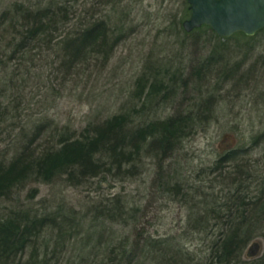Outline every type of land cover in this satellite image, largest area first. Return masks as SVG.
I'll return each mask as SVG.
<instances>
[{"label":"rangeland","instance_id":"1","mask_svg":"<svg viewBox=\"0 0 264 264\" xmlns=\"http://www.w3.org/2000/svg\"><path fill=\"white\" fill-rule=\"evenodd\" d=\"M50 1L0 0V162L27 146L39 155L56 147L63 135H79L89 124L117 114L129 115L134 125L185 111L193 112L195 120L172 152L159 151L149 139L136 162L106 180L99 176L78 186L65 177L31 181L14 194L12 203L0 201V217L12 205H26L39 215L58 206L64 211L75 207L82 217L77 241L88 239L76 245H119L123 238L151 235L162 238L168 251L185 247L197 264H210L212 242L223 224L211 211L240 190L235 184L240 176L231 171L241 166L245 172L243 167L250 166L244 183L249 189L238 192L249 198L257 196V181L264 179V30L229 38L210 30L186 32L183 22L191 13L187 0H66L83 19L81 25L92 17L107 18L121 32L108 56L93 55L92 61L87 56L68 71L63 45L58 44L62 30L47 32L27 50H18L22 37L15 26L22 10L45 8ZM56 44L57 50L50 49ZM144 75H157L161 81L153 94L155 78L147 84L139 80ZM141 90L147 94L140 97ZM234 150L239 153L233 161L221 162ZM117 203L124 213L118 211L124 218L120 223L98 212L106 206L114 210ZM207 204L211 218L201 226L198 218ZM255 232L264 233V228ZM253 242L261 244V251L249 257ZM38 244L52 245L48 251L58 253L52 264H97L94 255L89 260L76 248L60 246L75 245L73 235L58 238L48 228ZM263 256L264 237L257 236L235 264H256ZM158 261L151 254L148 264Z\"/></svg>","mask_w":264,"mask_h":264},{"label":"trees","instance_id":"2","mask_svg":"<svg viewBox=\"0 0 264 264\" xmlns=\"http://www.w3.org/2000/svg\"><path fill=\"white\" fill-rule=\"evenodd\" d=\"M73 6L66 0H51L45 8L29 10L27 13L22 10L21 22L15 26L16 35L22 37L18 50H27L28 44L37 41L47 32L57 34L62 30L63 38L58 44L63 45L62 51L66 57L65 67L68 71L77 68L80 64L79 60L83 58L86 60L87 56L89 61L96 58L93 55L100 56L103 53L108 56L115 44L113 43L115 36L118 33L119 36L121 34L120 30L111 26L107 18L101 17L97 19L92 17L90 21L81 25L83 19L76 16L78 11ZM203 30H210L213 35L216 34L208 26H202L193 32ZM118 40L119 37L115 41ZM56 46L57 44L51 45L50 49L57 50ZM1 65L2 62L0 69ZM1 72L3 71L0 70ZM145 76L139 80H145L147 84L155 78V82H151L150 93L153 94V91L160 87L161 81L158 80L157 75H148L146 79ZM143 93L141 90L140 97ZM129 117L126 114H117L95 126L89 124L79 135L77 132H69L70 135L61 137L56 147L47 149L39 155L33 154L30 146L21 148L9 161L0 162V201L9 200L12 203L14 194L31 181L49 183L56 178L65 177L69 184L74 183L78 186L84 180L99 176H103V180H106L108 174L115 172L121 174L124 167L136 162L139 153L149 139L152 140L156 149L167 153L172 152L188 134L189 126L184 127L186 125L182 120L169 119L134 125L135 121ZM140 118L142 119V116ZM237 153H239L237 150L229 152L221 162L230 163ZM243 168L245 172L241 170V166L231 171L240 176L239 180H235L240 190H234L237 194L231 196L230 204L222 202L218 204L219 210L211 209L212 213H216L214 217L216 221H223V224L221 232L212 242L213 250L211 249L209 255L210 264H235L239 260L237 257L242 255L244 248L253 238L264 237V233L255 232L258 226L259 229L264 228V179L259 180V183L257 181V196L253 198H249V195L242 196L238 192L248 188L244 185L247 182L245 178L247 176L249 178L252 172L250 166ZM205 206V212L200 214L202 215L200 219L198 218L201 226L202 224L204 226L211 218L209 205ZM69 210L64 211L62 206H58L57 210L51 214L39 215L33 213V210L26 205H12L0 217V264H52L58 253L53 254L48 251L52 245L38 244L39 238L48 228L55 231L58 238L62 235L69 234V237L73 235L75 245L60 246L64 249L76 248L80 251L81 257L87 256L89 260L90 256L94 255L91 258H96L97 264H148L151 254L158 258V264H197L195 254L190 250L180 247L177 250L168 251L164 247L162 238H152L151 235H144L143 239H140L138 235L134 239L123 238L119 245H76L82 241L86 244L88 239L77 241V227L82 222V217L77 215L81 211H77L75 207ZM118 211L122 212V209L115 210V212L110 209L105 215L120 223L124 218L123 212L118 213ZM117 216L118 218H115ZM190 219H192L191 216ZM206 228L199 230L198 233H203ZM54 246L55 249L59 247V245ZM45 248L47 251L44 250ZM27 250H30L29 256H25ZM62 252L63 250L60 251ZM256 264H264V256L256 261Z\"/></svg>","mask_w":264,"mask_h":264},{"label":"water","instance_id":"3","mask_svg":"<svg viewBox=\"0 0 264 264\" xmlns=\"http://www.w3.org/2000/svg\"><path fill=\"white\" fill-rule=\"evenodd\" d=\"M190 17L183 22L187 32L209 26L218 36L228 38L238 32L254 36L264 29V0H188ZM261 244L254 242L248 252L256 257Z\"/></svg>","mask_w":264,"mask_h":264},{"label":"bare ground","instance_id":"4","mask_svg":"<svg viewBox=\"0 0 264 264\" xmlns=\"http://www.w3.org/2000/svg\"><path fill=\"white\" fill-rule=\"evenodd\" d=\"M188 1V0H187ZM183 28H184V26H183ZM201 28V27H200ZM185 29V28H184ZM198 29V28H197ZM186 31V30H185ZM187 32V31H186ZM189 33H191V32H189ZM213 97V96H212ZM201 102V100L199 101V103ZM202 102H204V104L205 105H208V106H211V102L209 101V100H202ZM202 102H201V104H202ZM207 111V110H206ZM202 112H203V110H202ZM200 114H202L201 112H199V115ZM169 119H178V120H182V122H184V124L186 125V126H184V127H187V126H189V124H191L194 120H195V116L193 115V112H189V111H185V112H181V113H179V114H176V115H174V116H171V117H169V118H166V119H163V120H160V121H166V120H169ZM184 119V120H183ZM182 142V141H181ZM180 142V143H181ZM179 143V144H180ZM178 144V145H179ZM169 156H167L166 158H168ZM169 168V167H168ZM166 170H164V172H165ZM163 174V173H162ZM164 175V174H163ZM166 177H170V175H169V170H168V174H166ZM171 178V177H170ZM249 188V187H248ZM103 209H99L98 210V212L100 213V214H106L109 210H110V207H108V206H106V208L105 207H102ZM102 210V211H101ZM115 210H120V207H119V205H118V203L116 204V209L114 208V212H115ZM254 243V242H253ZM252 243V244H253Z\"/></svg>","mask_w":264,"mask_h":264}]
</instances>
